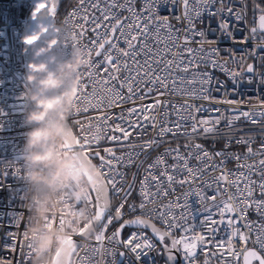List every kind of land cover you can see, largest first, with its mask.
<instances>
[{"label":"built area","instance_id":"obj_1","mask_svg":"<svg viewBox=\"0 0 264 264\" xmlns=\"http://www.w3.org/2000/svg\"><path fill=\"white\" fill-rule=\"evenodd\" d=\"M259 2L264 0H187V6L184 0H66L55 19L66 30L62 51L67 54L78 44L88 61L79 69L86 98L75 101L69 124L81 144L82 137H88V145L80 149L112 160L113 173L109 175V167H101L95 155L110 211L90 236L79 238L70 264H169L145 228L124 227L116 237L117 208L122 219L148 218L172 241L196 245L189 253L178 243L172 264H239L246 247L264 257V207L257 210V202H264V30L258 27L264 11ZM30 7L31 0H0L2 264H31L33 255L27 235L30 209L23 167L27 83L20 40ZM105 39L110 43L100 49ZM126 41H131V48ZM105 54L113 57L118 72L105 61ZM117 92L122 99H116ZM109 100H115L111 107ZM149 105L153 107L145 110ZM133 108L136 111L129 112ZM202 120L210 121L207 126L214 131L205 133L198 123ZM217 120L218 124L211 123ZM117 125L130 133L127 139ZM97 126L98 142L93 140ZM165 128L171 131L161 134ZM112 136L118 139H109ZM148 141L151 147L146 146ZM161 157L164 163H156ZM222 175L227 179H219ZM113 180L119 192L113 190ZM88 192L91 203H83L93 215ZM225 202L236 211H225L222 218ZM194 236L203 240L195 241Z\"/></svg>","mask_w":264,"mask_h":264},{"label":"clouds","instance_id":"obj_2","mask_svg":"<svg viewBox=\"0 0 264 264\" xmlns=\"http://www.w3.org/2000/svg\"><path fill=\"white\" fill-rule=\"evenodd\" d=\"M48 4L49 0H31L29 28L20 37L22 53L31 52L23 74L27 83L23 93V121L28 126L23 144L30 209L27 235L33 249L31 264H70L74 246L67 238L90 224L92 215L83 197L103 178V172L84 158L82 150L64 147L75 143L69 117L86 51L78 44L67 54L62 51L66 30L46 14ZM61 216L63 224L58 221L46 227L52 217Z\"/></svg>","mask_w":264,"mask_h":264},{"label":"snow or ice","instance_id":"obj_3","mask_svg":"<svg viewBox=\"0 0 264 264\" xmlns=\"http://www.w3.org/2000/svg\"><path fill=\"white\" fill-rule=\"evenodd\" d=\"M184 2H185V6H187V0H184ZM261 11H264V10H261ZM49 12H50V13H54V12H55V6H53L51 9H49ZM105 19H107V17H105ZM119 23H120V21L117 20V21H116V24L113 25V27H112V31H113V32H115L116 27H117V25H119ZM97 27H99V25H97ZM222 27H227V25H222ZM258 27H259V29L264 30V15H261V16L259 17V25H258ZM253 31L255 32L256 29H253ZM135 39H136V37L133 36V37H132V40H135ZM126 42L128 43L129 47L131 48V47H132L131 41H126ZM108 43H110V40L105 39L104 42H102V43L99 44V48H100V49H103V48L105 47V44H108ZM112 47L115 48L116 46H115V45H112ZM119 51L123 52L124 55H127V53L124 52L123 49H120ZM189 51H191V49H189ZM100 54H101V53H100L99 51H97L96 55L99 56ZM105 61H106L108 64L112 65V67L114 68L115 71H117V72L119 71V68L116 67V65H114V64L112 63V62H113V57H112L110 54H105ZM87 63H88V61L85 60V61H84V64H87ZM168 63L171 64L172 62L169 61ZM125 67H127L126 64H125ZM251 70H252V66L249 65V71H251ZM106 71H107V70H106ZM185 71H187V69H185ZM89 75H90V73H89ZM111 79H118V77L113 76V77H111ZM156 79H157V80H160L161 78H160V77H157ZM104 83H108V81H104ZM164 86L166 87L167 85H164ZM108 91H109V92H112L113 89H108ZM128 91H129V92L132 91L131 85H129V87H128ZM79 92H80V95H77V96H76V100H75V101H80L81 99H85V98H86V97H84V86H83L82 84L80 85ZM116 99H122V97L119 95L118 92L116 93ZM114 103H115V100H109L108 106L111 107V106H113ZM157 103H159V101H157ZM89 104H90L91 107H94V108H96V107H100V103H97V104H95V105H92V104L89 102ZM151 107H153V106H152V105H149V106H147V108H146L145 110L150 109ZM77 111H79V109H77ZM84 111H87V109H84ZM135 111H136L135 108H133V109H129V112H135ZM241 115L247 117V116H249V113H247V112H243V113H241ZM144 118H145V119H148L147 116H145ZM97 119H100V118L97 117ZM198 123H199L200 125H203V126H204V127H203V131H204L205 133H210V132H213V131H214V128H212V127H208V126H207V125H209L210 121H208V120H202V121H198ZM211 123L218 124L219 121L217 120V121H215V122H211ZM116 130H117V131H120V132L123 133V137H124V139H127L128 136L130 135L129 132H127L125 129L121 128L119 125L116 126ZM196 130H197V129H196V125L194 124V125H193V129H192V131L195 132ZM81 131H83V129H81ZM168 131H171V129H166V128H165V129H161V134H163L164 132H168ZM98 133H99V126H97V135H95V136L93 137V140H94V141H97V142L101 139V137L99 136ZM82 139H83V141H84L83 144H81L80 139H78V138L75 137V143H74V145L65 144L64 147H65L67 150H72V148L75 147V146H79L81 149H85L86 146H87L88 143H89V141H88V137H87V136H83ZM109 139H111V140H117L118 138L115 137V136H112V137H109ZM146 146H147V147H151V146H152V142H151V141L146 142ZM196 147L199 148V147H201V146H200V145H196ZM104 151H105L106 153H110V154H112L113 156L115 155V153L113 152V150H112L111 148H106V149H104ZM177 151H178V150H177ZM249 152H251V148H249ZM221 154H222V153H216V155H221ZM82 155L84 156L85 159H89V160H91V159L89 158V155H90V154H89L87 151H82ZM95 155H96V156H99V153L97 152V153H95ZM204 156H206V157L209 156V153L204 152ZM199 158H200V157H198V159H199ZM99 159H100V161H101V167H104L105 164H106V165L109 167V169H110L109 175H113V173L111 172L112 160H107V161H106V160H105V157H103V156H99ZM118 159H123V157H120V158H118ZM156 163H164L163 158H162V157H161V158H157ZM261 163L264 164V161H262ZM150 167H151V166H150ZM188 171L191 172V169H188ZM85 174L88 175L87 172H86ZM88 179H89L90 181L92 180L91 175H88ZM168 179L171 181L173 178H172L171 176H168ZM219 179H224V180H226V179H227V175H222L221 177H219ZM110 183H111V186H112L113 190H115L116 192H119V191H120L119 189H116V188H115V182H114V180H113V181H110ZM181 183H183V181H181ZM233 183H235V182L233 181ZM261 189H262V192H264V184L261 185ZM92 190L95 191V192L97 193V200H99V194H100L102 191H106V188H105V179H104V177H103L100 181L96 182V183L93 185ZM246 191L248 192V195H249V196L252 195V192H251L250 189H246ZM230 199H231V198H230ZM83 202L91 203V198H90L89 192L85 193V195H84V197H83ZM243 203H244V206H245V207L248 206V205H247V201H244ZM105 206H106V205H105ZM98 207H99V206H98ZM120 207L122 208L123 205H121ZM141 207L143 208L144 205L142 204ZM261 207H264V202H257V210H259ZM89 210H90V212H91V209H89ZM225 211H227V212H233V211H236V208H235L232 204L225 202L224 210L221 211V217H222V218H223V216H224V212H225ZM102 216H103V209H100V210L95 211L94 215H92V220H91L90 224H87V225H84L83 227H81V228L79 229L78 233H81V234L85 233V232L89 229V227L92 226V222H93V221H97V222L100 221L101 218H102ZM120 216H121L120 208H117V210H116V218H119ZM55 221H56V217H52V218L50 219V221L46 224V227H49V228H50V227L55 223ZM223 222H224V220L222 219V220L220 221V223H223ZM59 223H60V224H63V223H64V217H63V216H61V217L59 218ZM109 223H111V221H109ZM126 223H132V224H144V223H147V222L141 220L140 218H137L136 220H133V221H127ZM205 223L207 224L208 222L206 221ZM215 223H216L215 221L212 222V224H215ZM231 223H232V221L229 220V221H228V224H231ZM153 230H154V231H157V233H158V230H156V229L154 228V226H153ZM209 230H214V229H213V228H209ZM158 234H159V233H158ZM232 235L235 237V236L237 235V232L233 231ZM96 238H97L98 240H99V239H102V234L97 235ZM160 238L163 239L164 236L161 235ZM240 239L246 241V240H247V237L244 236V235H240ZM260 239H261V238H258V241H257L258 243L260 242ZM193 240H195V241H202V240H203V237H196V236H194V237H193ZM67 242H68L69 244H72V245H73L72 237H68V238H67ZM178 243H183V244H184V248H185L189 253L191 252V249H192V248L196 247L195 244H191V245H189L188 243H186V242H184V241H179V242H178V241H176V240H173V247H176ZM137 247H139V246L137 245ZM261 247H264V244H261ZM57 255H59V252H57ZM170 259H171V257H170ZM251 259H256V260L259 261V264H264V257H261V256H260L256 251H254V250H247V251L245 252V255H244V261H245V264H250V260H251ZM0 264H2V262H0Z\"/></svg>","mask_w":264,"mask_h":264},{"label":"water","instance_id":"obj_4","mask_svg":"<svg viewBox=\"0 0 264 264\" xmlns=\"http://www.w3.org/2000/svg\"><path fill=\"white\" fill-rule=\"evenodd\" d=\"M62 1L63 0H49L48 12L46 14L51 15L54 18L55 13L57 12V10H58V8H59V6H60ZM53 6H55V12L54 13H50L49 9H51ZM30 9H31V7H30ZM30 9L28 10V14H27V22H26L25 30L29 28L28 16H29ZM22 48H23V44L21 43V50H22ZM30 57H31L30 50L26 54L22 53V51H21V59H22V64H23V70L24 71H25V68H26V63L30 59ZM75 148L81 150L79 146H75ZM89 158L91 159V156H89ZM105 188H106V185H105ZM90 193L92 195L93 202H94V213L97 210L103 209V216H104L106 212L110 211V208H109L110 198H109V194H108L107 189H106V191H102L99 194V200H97V193L92 190V187L90 188ZM103 216H102V218H103ZM102 218H101V220H102ZM137 218H140L141 220L146 221L147 223H144V224L126 223L127 221H133V220H136ZM100 221H98V222L97 221H93L92 222V226H91L90 232H92V230L99 225ZM113 221H119L118 225L115 228V235H116L117 238H120L122 229L124 227H141V228H145L149 232V234L154 238V240L159 244V246L161 247V249H162V257L165 258L169 264H172V263H174L177 260V251L173 247V241H172L171 236L169 234H167L161 227H159L156 223H154L150 219L142 217V216H134V217L127 218V219H122L120 217L116 218V213H114L113 214ZM153 226H154V228L156 230H158L159 234L157 233V231L153 230ZM88 232H89V230H87L83 234L77 233L75 237H72L73 246L74 247L76 246V244L79 241V238L87 236ZM161 235L164 236L163 239L160 238ZM165 239L168 240L169 244H167L165 242ZM247 250L256 251L252 247H246L242 251L239 264H245L244 255H245V252ZM170 257H171V259H170ZM212 264H221V263H216L215 262V263H212ZM250 264H259V261L256 260V259H251L250 260Z\"/></svg>","mask_w":264,"mask_h":264},{"label":"trees","instance_id":"obj_5","mask_svg":"<svg viewBox=\"0 0 264 264\" xmlns=\"http://www.w3.org/2000/svg\"><path fill=\"white\" fill-rule=\"evenodd\" d=\"M65 2H66V0H63V1L61 2L60 6H59V8H58V10H57V12L55 13L54 19H56L57 16L60 14V12H61V10H62V8H63ZM258 7H259L260 10H264V2H259V3H258ZM89 156H91V160L95 162V154H94V153H90Z\"/></svg>","mask_w":264,"mask_h":264}]
</instances>
